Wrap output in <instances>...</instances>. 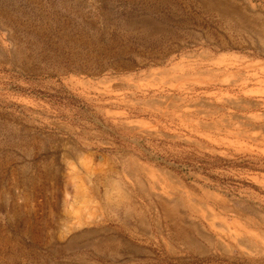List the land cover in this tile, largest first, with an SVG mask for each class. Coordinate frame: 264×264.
Listing matches in <instances>:
<instances>
[{"label": "rangeland", "instance_id": "rangeland-1", "mask_svg": "<svg viewBox=\"0 0 264 264\" xmlns=\"http://www.w3.org/2000/svg\"><path fill=\"white\" fill-rule=\"evenodd\" d=\"M205 1L0 0V264H264V0Z\"/></svg>", "mask_w": 264, "mask_h": 264}, {"label": "bare ground", "instance_id": "bare-ground-1", "mask_svg": "<svg viewBox=\"0 0 264 264\" xmlns=\"http://www.w3.org/2000/svg\"><path fill=\"white\" fill-rule=\"evenodd\" d=\"M225 5H226V7H228L229 8V15L230 16H235V15H239V13H240V11H239V8L232 2L231 3V1L230 0H221ZM221 1L219 2V0H214V1H211V0H207V1H205L207 4L206 5H208V4H210V5H212V3L214 4V7H217V8H220L218 5L221 3ZM209 2V3H208ZM222 3V4H223ZM203 5V4H202ZM222 6H224V5H222ZM219 11H220V9H218ZM226 10V9H225ZM228 10V9H227ZM226 12V11H225ZM222 14L223 13H221V16H222ZM247 14V13H246ZM229 17V16H228ZM240 18V17H239ZM246 18V17H245ZM248 18V17H247ZM244 22V21H243ZM249 22V21H248ZM247 23V22H246ZM244 24V23H243ZM249 24V23H248ZM238 25V24H237ZM254 25V24H253ZM241 26H242V24H241ZM254 27V26H253ZM240 28V27H239ZM246 29V28H245ZM244 29V30H245ZM137 163V162H136ZM131 164H133V163H131ZM130 169V168H129ZM131 171V170H130ZM139 171V170H138ZM171 173V172H170ZM166 180V179H165ZM146 181V180H145ZM182 187V186H181ZM137 190V189H136ZM144 190V189H143ZM221 203V202H220ZM208 206V205H207ZM166 207V206H165ZM241 226V225H240Z\"/></svg>", "mask_w": 264, "mask_h": 264}]
</instances>
